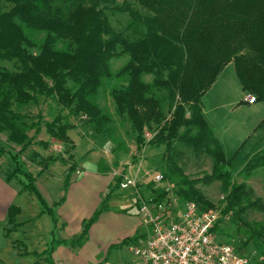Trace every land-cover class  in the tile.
<instances>
[{
	"label": "trees",
	"instance_id": "obj_1",
	"mask_svg": "<svg viewBox=\"0 0 264 264\" xmlns=\"http://www.w3.org/2000/svg\"><path fill=\"white\" fill-rule=\"evenodd\" d=\"M0 1L4 8L0 9V133H5L12 147L19 146L17 153L33 144L29 131L41 128L39 119H32L26 110L28 105H37L40 97L55 99L74 114L86 116L95 124L96 133L111 139L115 128L109 125L111 118L96 96L106 81L113 80L110 95L115 110L128 120L138 151L146 143L144 130L151 128L154 134L147 143L165 144L169 151L173 140H178L196 155L212 157L211 173L199 179H188L171 161L170 170L180 175L176 190L179 203L192 201L201 209L214 207L195 184L220 180L225 194L222 216L240 218L249 207L264 211L262 200H250L251 189L244 183H233L230 172L224 170L230 160L202 112V96L230 62L242 90L264 102V0ZM117 14L126 17L115 28L111 16ZM27 31H39L43 37L35 44ZM28 47L38 50L32 53ZM123 55L128 57L126 63L113 72L111 60ZM5 62L13 69L1 65ZM148 75L149 81L145 80ZM38 116L42 118L41 112ZM44 125L59 141L66 138L67 128L74 127L63 123L59 115ZM263 125L264 118L258 126ZM38 143L46 145L45 141ZM4 152L0 146V155ZM17 153L12 155L15 161ZM62 160L76 168L69 162L71 158ZM260 167H264V154L257 152L243 170L249 175ZM18 173L29 179L23 189L37 196L45 208L42 212L53 215L31 173L19 164L6 173V180ZM120 181L118 178L117 185ZM67 184L68 176L64 186ZM149 187L151 201H162L168 194L165 188ZM108 198L105 195L72 244L82 242L90 225L107 208ZM18 211L14 205L8 208L10 230L19 225L14 219ZM222 216L213 228L219 240ZM51 252L47 248L36 254L44 260L38 264H54Z\"/></svg>",
	"mask_w": 264,
	"mask_h": 264
},
{
	"label": "rangeland",
	"instance_id": "obj_2",
	"mask_svg": "<svg viewBox=\"0 0 264 264\" xmlns=\"http://www.w3.org/2000/svg\"><path fill=\"white\" fill-rule=\"evenodd\" d=\"M2 4L0 1V9H4ZM125 17V14L111 16V22L115 28H118V22H123ZM27 36L32 42L38 44L43 34L39 31H27ZM28 50L36 53L38 49L37 47H28ZM127 58V55H123L112 59L111 70L113 72L118 70L126 63ZM1 65L13 69L10 62ZM150 79V75L145 76V80L149 81ZM113 85V80L106 81L96 96V101L103 112L111 118L109 125H113L112 127L115 128L111 139L106 134L96 133L95 124L89 122L86 116L74 114L68 107L57 104L55 99L40 97L37 105L26 106V110L31 114L30 117L34 120L39 119L41 123L38 132H35L34 129L29 131V135L34 136L33 144L22 153H17L19 146L12 147L6 140L5 133H0L3 147L8 150L1 154L2 161L14 166L19 164L23 171L31 173L35 186L47 202L55 199L60 191L64 192L66 171L72 173L77 170L71 168V163L65 164L62 159L71 158L75 163V167H80V170L87 171L104 167V171L114 174L112 185L114 191L110 197L112 198L113 195V201H115L114 199L119 201L115 203L116 206L117 204L125 206L124 203H131L129 193L133 188L116 189L118 178L132 179L136 176L137 182L140 178H145L144 183L138 186L142 187L140 190L142 195L147 197L150 195L149 185H155L151 182L152 177L156 173H161L163 180L160 187L168 191V199H176L180 175L170 170L169 167L172 162H175L188 179H199L211 173L212 157L205 153L196 155L191 148L186 147L178 140H173L172 149L169 151L166 150L165 144L147 143L154 134L151 128L145 129L143 133L146 148L143 162L137 171L138 165H132V162L138 163V160L142 159L140 157L142 153L134 148L136 143L128 120L126 117L120 116L115 110V104L110 95V89ZM253 95L255 96L253 93L242 90L235 73L234 64L230 62L223 67L214 82L205 91L202 96V105L204 117L212 129L213 135L220 141L226 158L230 160L224 166V170L230 172L233 183H244L247 189H251L250 200L260 198L264 203V167L257 168L249 175H245L243 170L247 160L254 154L257 152L264 154V125L258 126L264 118V102L248 103L245 100L246 97L250 98ZM164 110L166 115L169 116L166 105H164ZM38 112H41V119L39 116L37 118ZM57 115L62 118L63 123L74 126L66 129L64 141L53 138L44 125L45 122L52 121ZM39 141H45L46 145L39 144ZM15 153H17V161L12 158ZM38 159H40L39 162H37ZM45 164L49 172L46 171L44 175L38 177L40 169H36V165ZM3 169L6 171V168ZM10 170L9 168L8 172ZM16 177L21 178L25 184L29 181L23 173H18ZM221 184L220 180H213L210 184L202 182L195 184L206 198L214 204L212 209L220 211L225 205L223 199L225 194ZM33 197L34 202L31 198L27 200V212L31 214L36 213L38 209H45L41 206L37 196L33 194ZM111 198L107 199L109 204ZM221 218L222 221L218 226L220 239L250 256L253 264H264V235H260V233L264 234V231L261 232V228L264 227V211L249 207L241 214L240 218L232 219L230 214ZM37 220L38 224L35 218L33 219L34 222L25 226L28 236L27 245L30 250H42L46 246L49 247L54 236L53 232L55 233L54 221L47 212L38 217ZM48 226L50 227L48 228ZM140 226L142 235L146 232V228L143 225ZM50 228L52 233L49 235L47 230ZM254 231H256V234H253ZM57 232L58 229L55 233L58 237ZM14 237L20 240L24 239L22 234H12L10 236L11 239H14ZM83 242L82 240L80 245ZM36 254L38 253L6 251L0 253V264L44 263V260L38 258ZM134 261L140 264V259L125 248L124 252L109 256V259L104 261L103 264H134Z\"/></svg>",
	"mask_w": 264,
	"mask_h": 264
},
{
	"label": "crops",
	"instance_id": "obj_3",
	"mask_svg": "<svg viewBox=\"0 0 264 264\" xmlns=\"http://www.w3.org/2000/svg\"><path fill=\"white\" fill-rule=\"evenodd\" d=\"M0 146L3 147L1 140ZM134 148L136 149V147ZM145 148L146 145L142 146L139 151V153H142L140 154L142 159H139L138 163L132 162V165H138L137 171L143 162ZM6 151L8 150L6 149ZM132 153L134 154L133 151ZM1 156L0 253L6 251L14 253H41L47 248H51L52 252L50 256L54 264H103L104 261L109 259V256L122 253L125 251V248L132 252L130 247L136 244L140 238L144 237V234L141 235L140 233L141 222L137 214V201L138 195L142 194V191L140 192L142 187L138 185H142L145 178H140L139 182H137L136 176L132 178L136 182V187H133L129 193L131 203H124L125 206H119V204L116 206L115 203L119 201L117 199L113 201V195L112 198L110 197L114 191V187L112 186L114 174L104 171V167L87 171L76 167L77 170L75 172L69 173L66 171L65 177L68 176V184L64 187V192L60 191L55 199L49 202L46 201L48 206L51 207L53 215L50 216L54 221L55 233L58 229V237L53 232L54 236L49 247L46 246L42 250H30L27 245L28 236L25 226L34 222L33 219L35 218L37 222V218L45 214L46 211L42 212V209H38L34 214L27 212L28 198H31L34 202L33 193L23 189L24 182L21 178L16 177L18 174L14 176L15 178L6 180L8 169H13L14 165L4 163ZM39 161L40 159L37 160V162ZM69 162L73 161L69 160ZM64 163L68 165V161ZM45 165H36V169H40L38 177L44 175L46 171L49 172L47 166L42 170V167ZM3 168H6V171ZM123 179L121 178V181ZM115 188L121 189L119 184ZM143 193L145 192L143 191ZM107 194L111 198L110 204L107 202L108 207L90 225L82 245L72 244L71 241L79 236L84 223L100 208L101 202ZM11 205L19 209L14 217L19 225L15 229L10 230L11 224L8 223V208ZM47 233L49 235L52 233L51 228L47 230ZM12 234H22L24 239L20 240L19 238L16 239V237L11 239L10 236ZM134 264H139V262L134 261Z\"/></svg>",
	"mask_w": 264,
	"mask_h": 264
},
{
	"label": "built area",
	"instance_id": "obj_4",
	"mask_svg": "<svg viewBox=\"0 0 264 264\" xmlns=\"http://www.w3.org/2000/svg\"><path fill=\"white\" fill-rule=\"evenodd\" d=\"M245 100L257 101L254 95ZM162 180L163 175L156 173L151 182L160 187ZM119 186L136 187V182L124 178ZM137 203V214L146 232L130 250L141 264H253L250 256L217 238L213 228L220 210L201 209L192 201L181 204L177 198L167 196L155 202L150 195L140 194Z\"/></svg>",
	"mask_w": 264,
	"mask_h": 264
}]
</instances>
